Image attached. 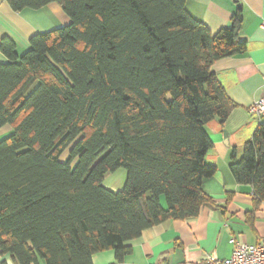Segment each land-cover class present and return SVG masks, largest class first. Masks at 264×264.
<instances>
[{
    "label": "trees",
    "instance_id": "1",
    "mask_svg": "<svg viewBox=\"0 0 264 264\" xmlns=\"http://www.w3.org/2000/svg\"><path fill=\"white\" fill-rule=\"evenodd\" d=\"M192 0H7L16 12L58 3L68 26L0 44L1 264H93L211 199L207 125L236 108L214 65L241 57L243 13L215 35ZM68 153L65 161L61 158ZM125 170L122 191L104 187ZM240 185L264 201V123L232 157Z\"/></svg>",
    "mask_w": 264,
    "mask_h": 264
},
{
    "label": "crops",
    "instance_id": "2",
    "mask_svg": "<svg viewBox=\"0 0 264 264\" xmlns=\"http://www.w3.org/2000/svg\"><path fill=\"white\" fill-rule=\"evenodd\" d=\"M237 2L242 6L241 39L247 42V52L214 65L219 82L236 108L224 123L216 119L206 127L212 148L205 161L217 169L202 184L211 204L204 206L198 217L167 221L144 231L129 243L131 252L122 260H117L114 250H107L95 255L93 264H204L209 258H230L234 240L248 245L264 240V201L256 209L252 186L238 184L230 170L234 152L240 159L244 145L264 123V117L248 111L254 102L264 99V0H192L186 8L215 35L230 26L239 11ZM70 21L58 3L16 12L7 0H0V44L4 39L11 40L22 56L30 49L32 37L62 28ZM8 62L0 52V63ZM4 129L11 131L8 126ZM124 173L121 169L106 178L104 187L110 189L114 179Z\"/></svg>",
    "mask_w": 264,
    "mask_h": 264
},
{
    "label": "built area",
    "instance_id": "3",
    "mask_svg": "<svg viewBox=\"0 0 264 264\" xmlns=\"http://www.w3.org/2000/svg\"><path fill=\"white\" fill-rule=\"evenodd\" d=\"M248 111L252 116L264 117V99L254 102ZM233 243L235 249L230 258H209L204 264H264V240L255 245H248L239 240H234Z\"/></svg>",
    "mask_w": 264,
    "mask_h": 264
},
{
    "label": "rangeland",
    "instance_id": "4",
    "mask_svg": "<svg viewBox=\"0 0 264 264\" xmlns=\"http://www.w3.org/2000/svg\"><path fill=\"white\" fill-rule=\"evenodd\" d=\"M70 23H71V21L67 25H64L63 27L68 26ZM3 129L0 130V141L13 134V130L12 129H11L10 132H3L2 131ZM4 131H5V129H4ZM67 157H68V153H65L62 156L61 159L63 161H65L67 159ZM110 176H112V174L107 176L106 178H111ZM126 179H127L126 178V173H124L123 175L117 176L116 179H114V182L112 183V186H111L110 189L113 192H116V193L122 191L124 189V187H125V184H126V181H127Z\"/></svg>",
    "mask_w": 264,
    "mask_h": 264
},
{
    "label": "water",
    "instance_id": "5",
    "mask_svg": "<svg viewBox=\"0 0 264 264\" xmlns=\"http://www.w3.org/2000/svg\"><path fill=\"white\" fill-rule=\"evenodd\" d=\"M237 3H238V2H237ZM237 5H238V9L241 10V9H242L241 4L238 3Z\"/></svg>",
    "mask_w": 264,
    "mask_h": 264
}]
</instances>
